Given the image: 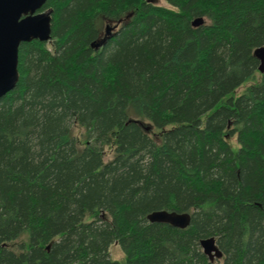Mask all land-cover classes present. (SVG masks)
<instances>
[{
    "label": "trees",
    "instance_id": "trees-1",
    "mask_svg": "<svg viewBox=\"0 0 264 264\" xmlns=\"http://www.w3.org/2000/svg\"><path fill=\"white\" fill-rule=\"evenodd\" d=\"M163 1L44 3L0 97V264H264V0Z\"/></svg>",
    "mask_w": 264,
    "mask_h": 264
},
{
    "label": "water",
    "instance_id": "water-1",
    "mask_svg": "<svg viewBox=\"0 0 264 264\" xmlns=\"http://www.w3.org/2000/svg\"><path fill=\"white\" fill-rule=\"evenodd\" d=\"M46 0H0V97L12 89L18 80L17 61L18 47L23 42L32 39L48 41L51 33L52 9H41ZM203 23L202 18H196L192 25ZM105 36L92 46L98 47L110 35L106 26ZM258 59V70L264 72V46L254 49ZM148 130V127L145 128ZM150 222L168 223L178 228L189 224V213L155 210L147 214ZM199 245L210 261L222 256L214 237L200 239Z\"/></svg>",
    "mask_w": 264,
    "mask_h": 264
},
{
    "label": "rangeland",
    "instance_id": "rangeland-1",
    "mask_svg": "<svg viewBox=\"0 0 264 264\" xmlns=\"http://www.w3.org/2000/svg\"><path fill=\"white\" fill-rule=\"evenodd\" d=\"M154 2H155V4L160 5V6H167V4L163 0H154ZM106 26H108L110 28L111 34L113 32H115L118 28V27L115 28V26H113L112 23H107V22L103 21V23L100 25V28H101L100 36H103L105 34ZM152 136H154V138L157 140V137H158L157 135H152ZM235 141H236L235 137L230 140V144H231L233 149L236 148V142ZM109 253H110L112 259L120 260L123 256V253L121 252L120 247L116 243H113L110 245Z\"/></svg>",
    "mask_w": 264,
    "mask_h": 264
},
{
    "label": "bare ground",
    "instance_id": "bare-ground-1",
    "mask_svg": "<svg viewBox=\"0 0 264 264\" xmlns=\"http://www.w3.org/2000/svg\"><path fill=\"white\" fill-rule=\"evenodd\" d=\"M215 259H217V258H215Z\"/></svg>",
    "mask_w": 264,
    "mask_h": 264
}]
</instances>
